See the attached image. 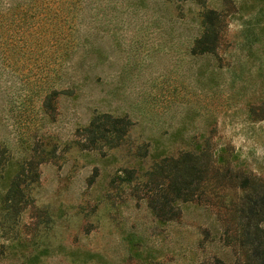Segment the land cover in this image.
I'll use <instances>...</instances> for the list:
<instances>
[{"label": "rangeland", "instance_id": "rangeland-1", "mask_svg": "<svg viewBox=\"0 0 264 264\" xmlns=\"http://www.w3.org/2000/svg\"><path fill=\"white\" fill-rule=\"evenodd\" d=\"M66 1L61 37L0 43V264H241L237 185L208 178L160 221L145 172L207 138L264 178V0ZM205 29L215 54H190ZM103 112L128 133L83 148Z\"/></svg>", "mask_w": 264, "mask_h": 264}, {"label": "trees", "instance_id": "trees-1", "mask_svg": "<svg viewBox=\"0 0 264 264\" xmlns=\"http://www.w3.org/2000/svg\"><path fill=\"white\" fill-rule=\"evenodd\" d=\"M73 6L66 0H0V43L41 46L55 35L61 37L65 14ZM206 16L210 22L217 17L212 9L206 11ZM216 38V31L205 29L189 46L188 52L215 54ZM51 91L56 90L52 87ZM255 104L249 103V112L254 111ZM131 123L125 115L112 116L103 112L99 119L91 120L80 129L81 145L92 148L98 139H103L114 146L128 133ZM227 150V146L212 150L211 143L204 138L200 143L193 141V148L181 149L175 155H161L145 172L147 206L155 218L164 221L178 215L179 202L194 199L196 193L198 197L200 183L208 178L217 185H237L241 193L228 209L223 234L243 250L241 264H264V227L261 225L264 221V178L232 164L234 155H226ZM213 153H216L214 158ZM135 169V166H127L121 170L129 179L135 175Z\"/></svg>", "mask_w": 264, "mask_h": 264}]
</instances>
